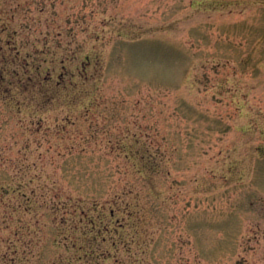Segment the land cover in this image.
Returning <instances> with one entry per match:
<instances>
[{
    "label": "rangeland",
    "instance_id": "rangeland-1",
    "mask_svg": "<svg viewBox=\"0 0 264 264\" xmlns=\"http://www.w3.org/2000/svg\"><path fill=\"white\" fill-rule=\"evenodd\" d=\"M80 210L101 264H264V0H0V264Z\"/></svg>",
    "mask_w": 264,
    "mask_h": 264
},
{
    "label": "trees",
    "instance_id": "trees-1",
    "mask_svg": "<svg viewBox=\"0 0 264 264\" xmlns=\"http://www.w3.org/2000/svg\"><path fill=\"white\" fill-rule=\"evenodd\" d=\"M3 192L7 193V189L4 187L3 188ZM32 194L35 195L36 192L35 190L32 189ZM22 196L25 197V199L27 200V204L25 206H21L20 203H13L11 202V198L9 199V201H6L5 205L6 206H10L9 211L12 214V217L10 216L11 219H13L14 221L16 219H21L22 216H20V218H14V215H16V212L19 211V208H22V211H28L30 212L32 210V203H34L37 199H34V197H28L26 196V194H22ZM31 198V200H30ZM30 201V202H29ZM46 205V204H45ZM59 208H54L52 213H54L56 215V210H58ZM65 215H73L75 217H78V213L79 210L77 209L76 206L70 205L69 207L64 209L63 212ZM80 213H82V218H85V222L87 224L90 225L89 227V231H85L83 233V235L81 236H74L72 238L69 239V244L66 243L68 241L65 242L64 246H65V250L66 251H70L72 248H74L75 252L73 253V255H69L68 259H67V263L68 264H77L80 263L81 261H84V263L86 262V264H101L102 262H105L106 260H108V258L111 257V252L108 248L103 249V247L101 245H99L98 243H102L108 240V238L105 236L104 233H102V229L100 226H97V222L95 220V218L91 215H89L87 212H84L83 210H80ZM31 226V222H27L25 223V221L21 222V224H17L15 225L16 231L14 232V235L17 237L18 240H22L24 239V235L27 234H32L33 232L31 231L32 229ZM75 230L77 229V227H74ZM106 228V226H105ZM20 230V231H19ZM23 231V232H21ZM25 231L27 232L25 234ZM62 230H58L57 234H55V236L53 237V241L54 243H56V245H61V236L63 237L62 234ZM76 232V231H75ZM22 238V239H21ZM67 239V238H65ZM4 242L8 243L9 245L13 244L12 241H10V239L4 238L2 239ZM82 240V241H81ZM81 241V242H80ZM79 242V243H77ZM10 245V246H11ZM25 252V251H24ZM3 261L5 260L4 264H11L16 258H18V260L15 262V264L18 263L19 259L21 258L18 255V250L15 247H10L9 249H7L5 252L2 253L1 255ZM63 258L62 256L59 254L57 256V259L54 261L55 263L57 262V264H61Z\"/></svg>",
    "mask_w": 264,
    "mask_h": 264
}]
</instances>
